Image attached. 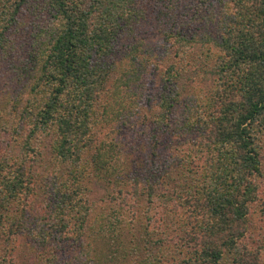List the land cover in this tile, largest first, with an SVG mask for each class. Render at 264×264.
<instances>
[{
  "label": "trees",
  "instance_id": "1",
  "mask_svg": "<svg viewBox=\"0 0 264 264\" xmlns=\"http://www.w3.org/2000/svg\"><path fill=\"white\" fill-rule=\"evenodd\" d=\"M263 169L264 0H0V264H264Z\"/></svg>",
  "mask_w": 264,
  "mask_h": 264
},
{
  "label": "rangeland",
  "instance_id": "2",
  "mask_svg": "<svg viewBox=\"0 0 264 264\" xmlns=\"http://www.w3.org/2000/svg\"><path fill=\"white\" fill-rule=\"evenodd\" d=\"M155 33L156 32H155L154 29L149 28V31L146 34L147 38L150 41H153V44L156 43L155 37H154ZM154 73H155V71H154ZM147 78H148L147 82H149V83H157L156 81H157L158 78H156L153 73L151 74V77L147 76ZM19 122H20V120L18 118H15L14 125L16 126ZM13 144H14V147H16L15 150L19 151L20 147H22V145H23V141L22 140L21 141L17 140ZM263 171H264V169H263ZM262 183H263L262 186L264 188V181ZM100 194H101V190H99V191L97 190L96 191V196H100ZM261 197L264 198V193L261 195ZM259 210H260L259 209V204L255 205V207L252 209V224H253L252 232H253L254 236L257 237V239L259 240V244L262 245V259L264 260V219H262L260 217ZM19 241H21V245H23L24 239H20ZM20 256H21V254H20ZM18 261L19 262H23L24 261V256H21V261L19 260V256H18Z\"/></svg>",
  "mask_w": 264,
  "mask_h": 264
}]
</instances>
